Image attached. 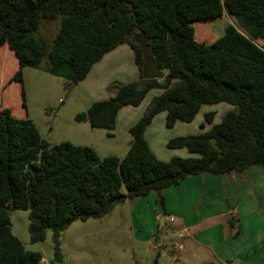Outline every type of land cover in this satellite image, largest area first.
Listing matches in <instances>:
<instances>
[{
    "label": "trees",
    "instance_id": "obj_1",
    "mask_svg": "<svg viewBox=\"0 0 264 264\" xmlns=\"http://www.w3.org/2000/svg\"><path fill=\"white\" fill-rule=\"evenodd\" d=\"M224 15L234 23L213 40L204 24ZM135 18L153 40L162 78L114 84L115 97L75 117L113 138L120 111L140 107L151 91L161 90L129 130L125 158H102L69 142L52 145L31 119L0 110V264L42 262L40 253L26 250L12 234L10 211H29L33 244L52 231L58 258L60 235L74 222L103 218L120 203L161 195L195 176L264 169V0H0V50L19 64L3 90L20 84L28 115L25 68L63 79L70 92L123 44L133 50L142 75V50L127 36ZM45 22L59 23L51 46L38 36ZM222 103L234 109L220 123L206 113L205 132L166 144L198 158L162 161L152 152L145 133L159 114H166L171 130L177 123L191 124L203 107Z\"/></svg>",
    "mask_w": 264,
    "mask_h": 264
},
{
    "label": "rangeland",
    "instance_id": "obj_2",
    "mask_svg": "<svg viewBox=\"0 0 264 264\" xmlns=\"http://www.w3.org/2000/svg\"><path fill=\"white\" fill-rule=\"evenodd\" d=\"M232 23H234L232 19L224 15L204 26L207 34L214 35V40L223 36ZM58 28L57 22H45L38 36L51 46ZM18 69L19 64L14 55L0 50V110L9 109L18 119L27 117L31 119L39 128L43 139L52 145L68 141L78 146H92L102 158L126 157L132 141L130 133L115 130L114 137L110 138L105 130L92 129L90 126L77 123L75 114L80 110L81 99L72 94V90L65 91L63 79L45 71L30 68L23 70L27 115L21 106L20 84L13 83L3 90L4 83ZM161 92L151 91L144 103L152 102L155 95H160ZM233 109V106L226 103L203 107L191 124L178 123L175 129H167V132L175 138L190 135L191 132L202 134L206 131L202 129L203 124L207 125L204 119L206 113H214V123L218 124L223 116ZM149 136L150 142L152 141L150 146L157 154V158L162 161L167 160L166 153L177 154L168 161L175 157L198 158L185 149L169 150L166 145L162 146L159 142L162 135L157 128L149 133ZM191 179L193 180H186L179 187L163 191L161 195L152 193L146 198L120 203L103 218L74 222L60 235L58 258L52 231L47 232L45 241L37 244L31 242L29 211H10V228L26 250L41 254V264H215L217 260L208 254L206 248L194 244L193 240L196 239L192 240L189 237L193 230L188 233L190 230L186 229L185 224L193 226L195 232L202 228L201 232L204 234L200 233L199 242L206 244L210 236L205 240V232L214 222L211 218L222 211L226 215L228 205L230 210L234 206H240V214L252 217V220L256 221L254 228L262 230L264 234V193L263 200L256 204L244 196L240 199L241 203L232 196L226 197L223 207L222 194L228 195L225 190L229 192L231 189L225 185L229 181L228 175L203 174ZM198 180V184L193 183ZM261 181L264 184V178ZM225 215L220 216L218 220L228 219ZM161 221L164 222L163 226ZM230 228V224L226 226L227 231L231 230ZM244 236L248 241L246 231ZM182 242L185 248H182Z\"/></svg>",
    "mask_w": 264,
    "mask_h": 264
},
{
    "label": "crops",
    "instance_id": "obj_3",
    "mask_svg": "<svg viewBox=\"0 0 264 264\" xmlns=\"http://www.w3.org/2000/svg\"><path fill=\"white\" fill-rule=\"evenodd\" d=\"M141 80L142 75L140 74L138 66L136 64L135 54L133 50L128 44L119 46L115 50L106 54L104 58L93 67L88 77L72 89L71 93H74L76 97H79L82 102V105L80 104V110H77L75 115L87 111L95 102L104 101L115 97L117 94V90L116 88H112V85H126L134 82H140ZM149 103L151 104L150 101H147V103H143L140 107L132 109H128L130 107L123 108L119 113L115 132L123 131L129 134V130L133 126H135L136 123L147 112V109L150 106ZM63 104L65 105L66 102H63ZM165 120L166 114H159L154 119L153 123L147 128L145 138L149 143V146L152 143V141L150 142L149 133L155 131V128H157V130L160 131L162 135V138H160L159 140L162 146H165L169 140L175 138L167 132L168 130L165 126ZM79 124L90 126L86 123ZM177 126L178 125H176L175 128ZM208 128L209 127H206V130ZM192 133L193 132H191L190 135H198ZM183 136L188 135L186 134ZM72 144L75 145L74 143ZM83 147L88 146L83 145ZM90 148H92V146H90ZM150 148L152 152L157 155L152 146H150ZM165 156L167 157L166 161H168L172 156H177V154L171 153L170 155H167L166 153ZM227 175L229 177V181L225 185L231 189L229 190V192H226L225 190V193H227L228 195H225L224 193L222 194V200H224L222 201L223 207H225L224 202L226 197L229 198L230 196H232L236 201H239V203H241L240 199H242L243 196L251 199L252 203L254 204L263 200L264 184L261 180L264 178V169L262 167H252L241 176H235L232 174ZM208 179L210 183V177H208ZM188 180L191 181L193 179L190 178ZM193 183L198 184L199 180L194 181ZM215 184H217V182ZM236 204H238V202ZM239 207L240 206H234L230 210L228 205V209H226L225 211L226 215L223 214L224 211H222L221 214H217L213 218H211V221L213 220L214 222L209 225V230L205 232V240L210 236L206 241V244L199 242L200 233H203L201 232L202 228L201 230L199 229L195 232V228H193V226L185 224L186 229L190 230L188 233L193 230L191 234H189V237L192 240L196 239L195 241L193 240L194 244L203 246V248H206L208 250V254H210L217 260L215 264H264L263 231L255 229L254 227L256 221L252 220V217H245V215L240 214ZM224 215L225 218H228L225 219L226 221L218 220L220 216ZM218 221H220L219 224ZM231 221H234L235 224L233 226L230 225L231 230L227 231L226 226L228 227ZM246 227L247 229H245ZM206 228L208 229V227ZM245 231L248 233V236H246L247 238H249L248 241L244 236ZM181 245L182 248H185V244L183 242L181 243Z\"/></svg>",
    "mask_w": 264,
    "mask_h": 264
},
{
    "label": "water",
    "instance_id": "obj_4",
    "mask_svg": "<svg viewBox=\"0 0 264 264\" xmlns=\"http://www.w3.org/2000/svg\"><path fill=\"white\" fill-rule=\"evenodd\" d=\"M134 12L135 11L132 10L131 14L134 15ZM127 36L131 37L142 50L144 59L142 73L143 79L146 81L160 80L163 75L158 66V56L154 51L153 40L147 37V35L142 31L141 25L136 18L135 24L128 30ZM163 223L164 222L161 221V226H163Z\"/></svg>",
    "mask_w": 264,
    "mask_h": 264
}]
</instances>
